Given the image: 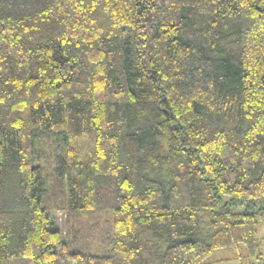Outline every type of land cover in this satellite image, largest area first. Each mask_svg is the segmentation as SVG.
<instances>
[{
	"label": "trees",
	"instance_id": "16d2710c",
	"mask_svg": "<svg viewBox=\"0 0 264 264\" xmlns=\"http://www.w3.org/2000/svg\"><path fill=\"white\" fill-rule=\"evenodd\" d=\"M260 223L264 0H0V264H210Z\"/></svg>",
	"mask_w": 264,
	"mask_h": 264
},
{
	"label": "rangeland",
	"instance_id": "374dc122",
	"mask_svg": "<svg viewBox=\"0 0 264 264\" xmlns=\"http://www.w3.org/2000/svg\"><path fill=\"white\" fill-rule=\"evenodd\" d=\"M58 222L63 224V221L67 218L64 213L55 214ZM62 224L59 227L62 228ZM258 238L260 240V246L254 256H250L245 247L229 248L215 251L209 257L210 264H261L264 263V223H260L258 226ZM101 250L98 254H104ZM10 264H13L12 260H9Z\"/></svg>",
	"mask_w": 264,
	"mask_h": 264
}]
</instances>
